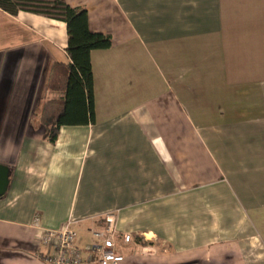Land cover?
Instances as JSON below:
<instances>
[{"label": "crops", "instance_id": "1", "mask_svg": "<svg viewBox=\"0 0 264 264\" xmlns=\"http://www.w3.org/2000/svg\"><path fill=\"white\" fill-rule=\"evenodd\" d=\"M64 1L111 46L93 122L54 144L66 26L0 10V264H45L67 222L83 250L108 214L121 264H264V0Z\"/></svg>", "mask_w": 264, "mask_h": 264}, {"label": "trees", "instance_id": "2", "mask_svg": "<svg viewBox=\"0 0 264 264\" xmlns=\"http://www.w3.org/2000/svg\"><path fill=\"white\" fill-rule=\"evenodd\" d=\"M0 10L15 16L24 12L66 26L67 83L63 107L50 124L45 139L54 144L62 126H84L93 122V77L90 63L92 51L106 50L111 46L108 36L91 33L87 24V12L83 8H71L64 0H0Z\"/></svg>", "mask_w": 264, "mask_h": 264}, {"label": "built area", "instance_id": "3", "mask_svg": "<svg viewBox=\"0 0 264 264\" xmlns=\"http://www.w3.org/2000/svg\"><path fill=\"white\" fill-rule=\"evenodd\" d=\"M93 243L83 250L75 245L72 222H67L57 231L44 230L40 241L49 253L42 259L45 264H121L125 256L121 250L133 243L130 234H119L113 214L104 217V225L91 231ZM86 253L85 262L82 254Z\"/></svg>", "mask_w": 264, "mask_h": 264}, {"label": "water", "instance_id": "4", "mask_svg": "<svg viewBox=\"0 0 264 264\" xmlns=\"http://www.w3.org/2000/svg\"><path fill=\"white\" fill-rule=\"evenodd\" d=\"M9 184V169L6 166L0 165V198H2Z\"/></svg>", "mask_w": 264, "mask_h": 264}, {"label": "rangeland", "instance_id": "5", "mask_svg": "<svg viewBox=\"0 0 264 264\" xmlns=\"http://www.w3.org/2000/svg\"><path fill=\"white\" fill-rule=\"evenodd\" d=\"M50 116H51L50 113H48V114L46 115V117H45L46 121L49 119Z\"/></svg>", "mask_w": 264, "mask_h": 264}]
</instances>
